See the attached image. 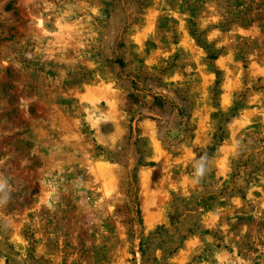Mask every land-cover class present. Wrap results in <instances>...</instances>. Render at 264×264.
<instances>
[{"label": "rangeland", "instance_id": "1", "mask_svg": "<svg viewBox=\"0 0 264 264\" xmlns=\"http://www.w3.org/2000/svg\"><path fill=\"white\" fill-rule=\"evenodd\" d=\"M0 264H264V0H0Z\"/></svg>", "mask_w": 264, "mask_h": 264}, {"label": "clouds", "instance_id": "2", "mask_svg": "<svg viewBox=\"0 0 264 264\" xmlns=\"http://www.w3.org/2000/svg\"><path fill=\"white\" fill-rule=\"evenodd\" d=\"M202 171H203V169L201 168V169H199L198 170V172H197V175H200V174H202Z\"/></svg>", "mask_w": 264, "mask_h": 264}]
</instances>
